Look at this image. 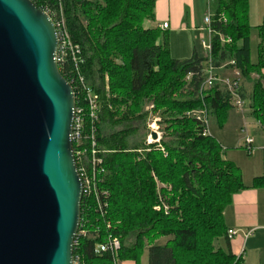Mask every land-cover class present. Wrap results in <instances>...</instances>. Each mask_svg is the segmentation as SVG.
Segmentation results:
<instances>
[{"label": "trees", "instance_id": "trees-1", "mask_svg": "<svg viewBox=\"0 0 264 264\" xmlns=\"http://www.w3.org/2000/svg\"><path fill=\"white\" fill-rule=\"evenodd\" d=\"M31 1L55 23L62 8L71 40L81 49L85 78L100 96L97 138L107 171L102 188L110 196L104 219L83 197L81 224L91 234L99 228L101 237L110 224L122 242V261L140 264L147 248L149 264H243L232 253L225 212L236 194L264 189V174L245 186L241 170L225 159L218 141L187 117L207 110L224 127L234 110L222 87L200 93L208 58L176 59L161 30L144 27L154 21L158 0ZM211 6L213 66L220 70L235 63L223 70L240 73V93L264 134V23L256 28L254 64L249 0H212ZM221 36L230 42L223 43ZM59 70L74 89L77 107H84L72 80V61ZM151 113L159 119L160 142L131 144L137 134L132 125L146 122ZM119 126L125 129L109 133ZM100 239L78 237L74 257L82 264H109L108 257L94 253ZM163 239L166 243L158 244ZM222 239L226 250L216 247Z\"/></svg>", "mask_w": 264, "mask_h": 264}, {"label": "water", "instance_id": "water-1", "mask_svg": "<svg viewBox=\"0 0 264 264\" xmlns=\"http://www.w3.org/2000/svg\"><path fill=\"white\" fill-rule=\"evenodd\" d=\"M59 45L47 12L0 0V264H75L83 183Z\"/></svg>", "mask_w": 264, "mask_h": 264}, {"label": "built area", "instance_id": "built-area-1", "mask_svg": "<svg viewBox=\"0 0 264 264\" xmlns=\"http://www.w3.org/2000/svg\"><path fill=\"white\" fill-rule=\"evenodd\" d=\"M61 16L56 21L55 25L59 36V51L57 55L58 66L62 65L67 59L72 61L74 66L73 71V83L78 90L83 94L84 107L79 105L75 108V117L73 123L72 141L74 146V155L78 172L83 183V197L91 202L101 219H104L107 215L108 200L110 193L108 190L102 188V185L107 176V171L104 167V151L100 148L97 138V123L99 122L101 105L100 96L87 82L83 73L84 59L82 57L81 49L79 46L73 44L71 36L69 34L63 12L60 11ZM212 11H208L204 18L205 27L201 29L206 32V37L201 40L202 47L205 51V58H208L209 65L205 71L206 79L203 82L200 93L204 94L207 91L213 89L216 86L222 87L232 97V105L234 109L239 112H243L246 109L247 103L242 98L240 93L241 77L239 72H234V76H223L219 74L220 70L226 68L227 65H234V62L226 64L216 69L212 63V37L215 32L212 29ZM162 30L168 29V24L160 26ZM223 43H228L230 40L220 37ZM191 76L188 77L190 79ZM71 84V83H70ZM154 107L150 106L148 110L151 112ZM153 118V124L150 126V135L147 138V144L151 145L159 143L161 140L160 129L158 126L159 119L151 114ZM187 117H191L199 121L203 127V135L210 136L209 131V119L210 115L207 110L193 111L187 114ZM247 135V132L243 130ZM157 134V140L152 139V134ZM248 136V135H247ZM247 152L251 154L253 147V140L249 137L246 138ZM155 210L159 211L160 208L156 207ZM106 234L101 237L100 229L95 230V234H91L87 227V224H80V228L74 242V246L78 245V237L89 239H100L95 248V255L98 257L106 256L109 258V264H125L122 261L120 254L122 251L121 239L112 233L110 224L107 225ZM229 239H233L236 235V231H229ZM75 264H82V260L79 257H74Z\"/></svg>", "mask_w": 264, "mask_h": 264}, {"label": "crops", "instance_id": "crops-1", "mask_svg": "<svg viewBox=\"0 0 264 264\" xmlns=\"http://www.w3.org/2000/svg\"><path fill=\"white\" fill-rule=\"evenodd\" d=\"M198 2L199 0H158L155 7V19L154 21H148L146 29H160L166 37V42L171 55L176 59L189 60L194 55H199L196 47V32H201L202 28L198 25L197 20L198 11L196 10ZM211 2L212 0H207L205 10L207 11V13L208 11H212L211 8L213 7L211 6ZM214 4L215 3H213V5ZM249 19L251 27L253 29H256L257 27L263 25L264 0H249ZM163 24H168V29L162 30L160 26ZM256 38H258L259 44V37ZM200 40H202V37L200 38ZM163 42L164 40L162 39V43L160 44H163ZM219 74L229 77L234 76V73L229 70H220ZM247 109V106L243 112H239L238 110L234 109L233 111H231V114L229 116V119L242 116L241 120H243V125L241 126V129L243 128V126H246L245 121L247 120L246 118L249 116V113L251 114V116H253L252 111L250 109H248V111ZM232 113H235V117L231 116ZM256 126L260 128L258 122H256ZM245 128L243 130H245ZM247 135H250L249 138L253 140L252 147H254L256 143L254 137L251 136V132H247ZM210 136H212V134H210ZM215 139L221 145L223 150H227L229 148V146L225 144L226 140H224L225 138L223 137V135H220V140H218L217 138ZM258 147L264 152V140L261 141ZM263 174L264 163L263 173L261 174V176H263ZM261 176L254 177L258 178ZM263 190L264 189H246L236 194L233 197L231 206L226 211V220L230 226L229 229L236 232L239 231V233H244L242 236L236 237V235V238L230 239L232 253L237 258L242 257L243 259L242 251L245 240L253 236L259 229L264 230V214L261 213V201L264 198ZM220 248L226 250V244L225 247L220 246ZM244 263H246V260Z\"/></svg>", "mask_w": 264, "mask_h": 264}, {"label": "rangeland", "instance_id": "rangeland-1", "mask_svg": "<svg viewBox=\"0 0 264 264\" xmlns=\"http://www.w3.org/2000/svg\"><path fill=\"white\" fill-rule=\"evenodd\" d=\"M206 3L207 0H199L197 5V20L198 25L201 26L203 29L205 27L204 25V18L207 15L206 10ZM60 11H62V8L60 7ZM61 16V13H60ZM148 25V22L144 24V27L146 28ZM197 40H196V47L197 52L199 53V56L205 57V51L202 47L200 38L206 37V32H196ZM200 36V38H199ZM258 33L256 32V29H252L251 31V41H252V49H251V61L255 64L258 60ZM162 43V39H160L159 44ZM251 86H249L250 88ZM248 107V105H247ZM249 109V107H248ZM247 109V110H248ZM149 111V110H148ZM249 111V110H248ZM152 114V113H151ZM151 114H149V117L146 122L141 123H135L132 126L134 129H137V134L131 139V144H137L140 145L143 141H147L148 136L150 135V126L153 124V118L151 117ZM231 114V112H230ZM153 115V114H152ZM235 113H232L231 116H234ZM156 117V116H155ZM251 114L249 113V116L246 118V126H243L241 129V126L243 125L242 116L235 117L233 119H228L227 123L224 125V127H221L218 121L215 117L210 116L209 119V131L212 136L217 138L218 140L220 135H223L226 140L225 144L229 146L227 150H225V158L227 161L234 163L242 173V179L245 186H251L253 183V180L256 176H261L263 173V154L264 152L259 149V144L262 140H264V134L261 128H258L256 126V119L252 118ZM158 118V117H157ZM230 118V117H229ZM246 127V128H245ZM247 132H251V136L255 139V145L253 147V150L251 154L247 152L246 148V138L247 136L243 129ZM125 129L123 126H119L116 128H112L109 133H113L116 131H120ZM160 136H163V132L160 130ZM224 144V143H223ZM255 176V177H254ZM264 191V190H263ZM228 210V208H227ZM226 210V211H227ZM226 213L225 212V222L227 225V228H230L227 220H226ZM261 213L264 214V198L261 201ZM244 233H239L237 231V236H242ZM234 237V238H236ZM167 239H163L158 244L163 245L165 244ZM220 246L225 247V241L224 239L218 241L216 243V247L220 248ZM243 264H264V230L259 229L253 236H251L249 239L245 240L243 245ZM246 260V263H244ZM125 264H135L132 261L125 260ZM140 264H149V253L148 249L146 248L143 255L141 256Z\"/></svg>", "mask_w": 264, "mask_h": 264}]
</instances>
